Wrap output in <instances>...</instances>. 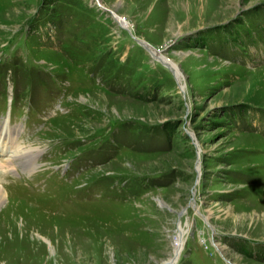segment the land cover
Instances as JSON below:
<instances>
[{
	"label": "rangeland",
	"instance_id": "obj_1",
	"mask_svg": "<svg viewBox=\"0 0 264 264\" xmlns=\"http://www.w3.org/2000/svg\"><path fill=\"white\" fill-rule=\"evenodd\" d=\"M41 1L0 0L41 148L0 164V264H264V0Z\"/></svg>",
	"mask_w": 264,
	"mask_h": 264
},
{
	"label": "bare ground",
	"instance_id": "obj_2",
	"mask_svg": "<svg viewBox=\"0 0 264 264\" xmlns=\"http://www.w3.org/2000/svg\"><path fill=\"white\" fill-rule=\"evenodd\" d=\"M113 12L115 13V11L113 10ZM119 17V19L122 21L121 23H124V24H126V25H128V26H130V24H128V21L126 20V19H122V17H120V16H118ZM131 27V26H130ZM141 43H143L142 41H141ZM143 45H144V43H143ZM145 46V45H144ZM147 46V45H146ZM147 49H149L148 51L150 52V54H152V55H155V57L156 58H159V56H161V54L159 55L158 53H160V51L158 50V49H156V48H154V47H151V46H147L146 47ZM165 55H163V59H166L167 60V62H169V64H172L173 66H175V67H177V64L175 63V61L173 60V59H171V58H169V57H167V56H165ZM168 64V65H169ZM180 71V70H179ZM175 73L177 74V76H180L179 75V73L177 72V71H175ZM81 98H83L84 99V97L82 96ZM5 123H9V119L8 118H6L5 119ZM11 133H13V132H11ZM26 147H28V151H26V152H24V153H28L26 156H28L29 157V159H28V162H27V165L28 164H30V163H33V162H36L37 161V158H36V155H37V152L39 151V150H41V148L40 147H38L37 145H28V146H26ZM29 152H31V154H29ZM26 163V162H25ZM6 167H8V162L7 161H4V163H3ZM13 164H10L9 165V167L8 168H10L11 166H12ZM8 198V199H7ZM3 200L5 201V200H9V196H8V193L5 191V189H4V187H3V184H1L0 183V203L1 202H3ZM19 206V205H18ZM20 207V210H21V205L19 206ZM24 207V206H23ZM24 209V208H23ZM26 211V210H25ZM262 224V223H261ZM51 243V242H50Z\"/></svg>",
	"mask_w": 264,
	"mask_h": 264
},
{
	"label": "trees",
	"instance_id": "obj_3",
	"mask_svg": "<svg viewBox=\"0 0 264 264\" xmlns=\"http://www.w3.org/2000/svg\"><path fill=\"white\" fill-rule=\"evenodd\" d=\"M41 2L44 3V0H42ZM49 2H50V3H53L52 0H50V1L46 2V3H49ZM44 17H46V15H45ZM46 19H47V17L44 18V19L42 20V22H44V23L49 22V21H47ZM33 51H34V50H33ZM19 74L25 75L26 73H23V72L20 71V72L18 73V75H19ZM31 75H32L33 78H32V79H28V80H30V81L33 80V79H34L35 81L38 80L39 78L42 79L41 77L36 76V75H34V74H31Z\"/></svg>",
	"mask_w": 264,
	"mask_h": 264
}]
</instances>
